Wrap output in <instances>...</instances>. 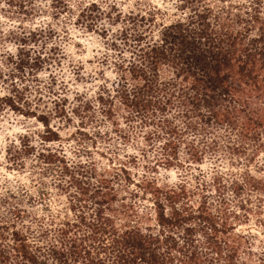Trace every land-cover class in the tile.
<instances>
[{
	"label": "clouds",
	"instance_id": "obj_1",
	"mask_svg": "<svg viewBox=\"0 0 264 264\" xmlns=\"http://www.w3.org/2000/svg\"><path fill=\"white\" fill-rule=\"evenodd\" d=\"M262 37L264 0H0V264H264Z\"/></svg>",
	"mask_w": 264,
	"mask_h": 264
},
{
	"label": "trees",
	"instance_id": "obj_2",
	"mask_svg": "<svg viewBox=\"0 0 264 264\" xmlns=\"http://www.w3.org/2000/svg\"><path fill=\"white\" fill-rule=\"evenodd\" d=\"M97 6L96 5H92V8L95 9ZM83 16V13L81 14ZM52 34H50L51 37ZM37 34L36 33H32V42L33 43H37V38H36ZM261 39H264V37H262ZM21 43L27 44L28 41L26 39H22ZM235 43V42H234ZM53 52L56 51V49L54 48L52 50ZM31 57V52H25L23 49L18 50L17 53V57L13 58L11 55L8 56L7 62L8 64H11L15 67L16 72L19 73L20 75H23L25 69H30V74L33 72H38L40 70L43 69V65L45 62H48V58L43 57V53L41 51L40 55H37L34 58V61L30 59ZM227 58L228 60V64L230 65V67H226L225 66V59ZM241 59V57H237L233 54L227 53V52H221L220 53V59L218 61V64L221 68V71L217 74L219 76V78H223L226 75H232L233 73H235V79H239V72L241 71V65L239 64V60ZM0 78H2V74H0ZM133 79H136V75L133 74ZM185 87L187 88H206V80L203 76H200L198 79L196 80H190L187 76L185 77ZM225 87H227V85H225ZM27 90V89H26ZM99 100L101 102V104L105 105L106 108V112H102V115H106L108 119H112L115 115L116 112L114 111L113 107H111V101L106 102L104 97H99ZM65 103H67L65 101ZM122 103H125L127 105V107L131 108L132 104L128 103L127 97L125 96L122 100ZM90 107V105H89ZM138 110V107L137 109ZM34 115V113H33ZM41 121H47V117L45 116H41L40 117ZM69 123H71V121L69 120ZM83 127V125H81ZM54 136L56 134H53ZM80 135L82 136H87L86 133H81ZM97 135H99V133H97ZM89 138V137H88ZM57 139H59V137L57 136ZM63 163V161H61ZM122 171H124L125 176L127 177V179L130 181L131 177L128 175L127 170L126 169H122ZM65 172L67 174H71V169H68L67 167H65ZM75 183L80 187L81 190V194L84 197H88V188L84 187L82 182L79 180H76L75 177L73 178ZM94 195L100 197L99 202H103V203H107L108 202V195L109 194H101L99 191H97L96 193H94ZM111 199L113 201L116 200V196H111ZM73 210H75V205L72 206ZM203 207V205H202ZM226 215V213H225ZM203 219L208 221L209 223H211L213 225V227L215 228L217 224L220 225L219 228L216 229L217 232H223L224 236L227 237L228 233L232 231V228L229 224V220L231 219L230 217L228 219H225L224 216H221L220 219H216L213 216H208V215H203ZM237 219H239V217H237ZM18 235V234H17ZM229 239H231V237H229ZM142 246H146V245H142ZM230 246H235V243L233 242Z\"/></svg>",
	"mask_w": 264,
	"mask_h": 264
},
{
	"label": "rangeland",
	"instance_id": "obj_3",
	"mask_svg": "<svg viewBox=\"0 0 264 264\" xmlns=\"http://www.w3.org/2000/svg\"><path fill=\"white\" fill-rule=\"evenodd\" d=\"M82 136V135H81ZM85 137H87V136H85ZM88 138V137H87ZM88 139H91V137H89Z\"/></svg>",
	"mask_w": 264,
	"mask_h": 264
}]
</instances>
